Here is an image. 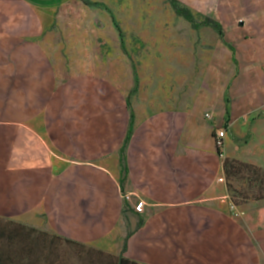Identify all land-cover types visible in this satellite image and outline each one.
Returning <instances> with one entry per match:
<instances>
[{
  "label": "crops",
  "instance_id": "1",
  "mask_svg": "<svg viewBox=\"0 0 264 264\" xmlns=\"http://www.w3.org/2000/svg\"><path fill=\"white\" fill-rule=\"evenodd\" d=\"M68 1L0 0V218L139 264H264V198L231 209L219 180L226 158L264 168V48L245 34L261 27L264 47V0H176L217 22L231 51L161 105L104 73L57 68L43 36Z\"/></svg>",
  "mask_w": 264,
  "mask_h": 264
},
{
  "label": "rangeland",
  "instance_id": "2",
  "mask_svg": "<svg viewBox=\"0 0 264 264\" xmlns=\"http://www.w3.org/2000/svg\"><path fill=\"white\" fill-rule=\"evenodd\" d=\"M60 16L58 23L43 36L57 68L67 76L104 73L112 81L127 82L131 91L135 67L140 82L137 91L130 92L132 100L153 99L156 105H161L167 100L180 99L187 90L193 93L203 83L205 71L215 66L216 53L230 57L231 45L217 30L204 26L193 29L160 0H107L103 3L69 0ZM245 34L253 38V47L261 56L262 28L253 27ZM233 45L237 47L239 62L246 64L251 44ZM225 183L229 199L235 205L244 203L240 190L246 187V181L238 176L229 179L225 176ZM11 243L33 246L32 254H28V250L22 254V264L35 256L40 257L37 264H46L44 256L47 254L63 264L65 261L80 264L90 256L99 257L96 251L100 250L68 242L46 223L35 227L0 218V251ZM103 252L101 260L106 262L120 255Z\"/></svg>",
  "mask_w": 264,
  "mask_h": 264
},
{
  "label": "trees",
  "instance_id": "3",
  "mask_svg": "<svg viewBox=\"0 0 264 264\" xmlns=\"http://www.w3.org/2000/svg\"><path fill=\"white\" fill-rule=\"evenodd\" d=\"M169 3L176 16L188 21L193 29H198L200 26H208L217 30L218 32H221V26L210 18L205 17L202 21H197L193 13L188 8L181 6L176 0H169ZM120 36L122 37V34ZM133 76L134 87L132 89V92L134 93L137 91L139 82L135 67H133ZM132 122L133 115L131 116L130 126L128 128L125 142L120 151L123 175L122 180L125 179V175L127 174L125 150L131 137L133 124ZM246 140L247 138L244 139V141ZM224 173L226 178L228 179L234 176H238L246 181V187L240 190V194L243 195L245 202L248 200H259L264 198V168L237 159L226 158L224 161ZM259 221L261 223L264 222V209H261L259 212ZM25 250H28V254H32L34 248L31 245L27 246L26 243H19L16 246L11 243L10 245H8L7 249H5L4 251H0V264H22L21 260L24 257L22 254H24ZM96 253L99 255V257L93 258L90 256L86 259H82V263L80 264H139L135 261L126 259L121 255L112 257L113 260L111 262H106L101 260L102 256H104V252L102 250H97ZM39 260L40 257L35 256L34 258H31L26 264H37ZM44 261L46 264H63V261H58L57 257H51L48 254L44 256ZM65 263L74 264L73 262L68 263L67 261H65Z\"/></svg>",
  "mask_w": 264,
  "mask_h": 264
},
{
  "label": "built area",
  "instance_id": "4",
  "mask_svg": "<svg viewBox=\"0 0 264 264\" xmlns=\"http://www.w3.org/2000/svg\"><path fill=\"white\" fill-rule=\"evenodd\" d=\"M205 116L207 118H211L212 113L208 111L206 112ZM226 135H227V129L225 127H219L214 130V140H215L216 149L221 155H222V150L224 149L225 146L224 138L226 137ZM219 180L224 181L225 178H220ZM227 197L229 199V195ZM126 198L129 199L130 197L127 195ZM143 206H144L143 201H138L134 204V209L138 212H142ZM230 208L231 209L236 208V205L231 200H230Z\"/></svg>",
  "mask_w": 264,
  "mask_h": 264
}]
</instances>
